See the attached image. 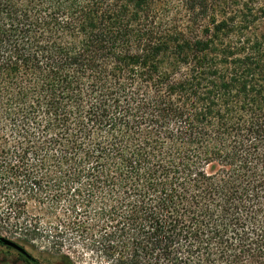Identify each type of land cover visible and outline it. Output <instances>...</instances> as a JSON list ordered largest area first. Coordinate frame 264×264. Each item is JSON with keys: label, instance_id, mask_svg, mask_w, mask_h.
I'll use <instances>...</instances> for the list:
<instances>
[{"label": "trees", "instance_id": "obj_1", "mask_svg": "<svg viewBox=\"0 0 264 264\" xmlns=\"http://www.w3.org/2000/svg\"><path fill=\"white\" fill-rule=\"evenodd\" d=\"M1 232L264 264V0H0Z\"/></svg>", "mask_w": 264, "mask_h": 264}, {"label": "rangeland", "instance_id": "obj_2", "mask_svg": "<svg viewBox=\"0 0 264 264\" xmlns=\"http://www.w3.org/2000/svg\"><path fill=\"white\" fill-rule=\"evenodd\" d=\"M1 235L13 239L8 233L1 232ZM14 240V239H13ZM25 250L39 263V264H66L57 256L56 249L46 246L40 242H31L24 246ZM62 251L69 254L73 264H112L105 258L100 257L90 250H83L80 247H74L70 250L66 246ZM13 259L14 264H20L21 258L15 252H8L5 248H0V261L2 259Z\"/></svg>", "mask_w": 264, "mask_h": 264}, {"label": "water", "instance_id": "obj_3", "mask_svg": "<svg viewBox=\"0 0 264 264\" xmlns=\"http://www.w3.org/2000/svg\"><path fill=\"white\" fill-rule=\"evenodd\" d=\"M0 245L15 250L17 253L23 255L27 259H32V256L25 250V248L23 246L18 244L13 239L5 237V236H3L1 234H0Z\"/></svg>", "mask_w": 264, "mask_h": 264}, {"label": "flooded vegetation", "instance_id": "obj_4", "mask_svg": "<svg viewBox=\"0 0 264 264\" xmlns=\"http://www.w3.org/2000/svg\"><path fill=\"white\" fill-rule=\"evenodd\" d=\"M0 248H5L8 252H15L17 253L15 250L11 249V248H8V247H5V246H1L0 245ZM17 256L21 258V263L20 264H39L33 257L32 259H27L26 257H24L23 255L17 253ZM0 264H14V260L13 259H10V258H7L6 260L3 258L1 261H0Z\"/></svg>", "mask_w": 264, "mask_h": 264}]
</instances>
